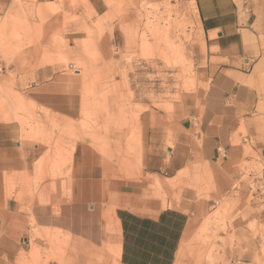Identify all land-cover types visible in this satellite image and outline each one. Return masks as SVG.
Listing matches in <instances>:
<instances>
[{"label": "rangeland", "instance_id": "374dc122", "mask_svg": "<svg viewBox=\"0 0 264 264\" xmlns=\"http://www.w3.org/2000/svg\"><path fill=\"white\" fill-rule=\"evenodd\" d=\"M49 5L50 14L40 13ZM73 33L83 40L69 46ZM200 53L207 55L193 0L0 1V66L5 67L0 73V122H18L23 142L43 144L46 149L38 174L21 181L27 190L19 198L29 196L39 204L49 203L50 197L60 205L67 201L77 146L104 158L114 170L125 171L126 179L141 181L137 190L154 187L158 176L146 174L142 164L147 146L143 120L151 115L157 126L165 121L169 127L160 128L167 130V146L173 147L175 134L170 125L178 118L183 96L204 87L198 81ZM46 67L49 78L59 76L62 87H76L80 121L49 117L30 100V87ZM194 176L188 186L180 180L170 185L173 203H181L185 187L195 189L198 198L219 202L190 235L195 247L197 235L202 232L204 237L208 249L201 264H264V197L257 193V186L253 184L256 188L250 192L233 184L229 192H217L212 174ZM205 188L208 193L201 196L198 192ZM119 198L115 206L98 207L103 210L97 216L102 215L106 225L107 242L80 256L82 264H116L110 250L116 244L110 239L106 218L111 209H117ZM30 227L15 264L22 255L23 264L74 263L70 253L75 242L68 233L56 230V236L49 237L33 222ZM244 236L248 242L240 248L238 237ZM185 263L195 264L192 260Z\"/></svg>", "mask_w": 264, "mask_h": 264}, {"label": "crops", "instance_id": "0c3cea01", "mask_svg": "<svg viewBox=\"0 0 264 264\" xmlns=\"http://www.w3.org/2000/svg\"><path fill=\"white\" fill-rule=\"evenodd\" d=\"M193 4L206 43L207 55L197 57L198 81L204 87L183 96L178 118L170 125L173 147L167 146V130L160 128L169 127L165 121L157 126L151 115L143 120L147 146L142 164L146 174L159 177L154 187L137 190L141 181L126 179L125 171L114 170L104 158L77 146L67 201L60 205L50 197L49 203L39 204L29 196L19 198L27 190L21 181L37 173L46 149L43 144L23 142L18 122H0V264H15L32 222L39 232H49V237H55L56 230L68 233L75 242L72 264H82L80 256L107 242L105 223L97 212L103 211L98 208L102 205L115 206L116 197H120L118 207L106 218L110 239L116 244L111 246L120 249L116 264H186L190 260L201 264L208 249L204 237L202 232L197 235L195 247L190 235L219 202L198 198L195 189L185 187L181 203H173L172 181L188 186L191 176L207 173L212 174L217 192H229L233 184L250 192L254 183L264 185V0H193ZM50 6L40 13L50 14ZM77 40L83 38L71 34L69 46ZM48 73V67L37 73V84L28 92L30 100L49 117L80 121L76 87L64 88L59 76L49 78ZM114 174L116 179L110 177ZM157 181L169 183L166 195L155 193ZM204 192L208 193L206 188L198 193ZM238 238L240 248L248 242L246 236ZM23 263L22 255L19 264Z\"/></svg>", "mask_w": 264, "mask_h": 264}, {"label": "bare ground", "instance_id": "6f19581e", "mask_svg": "<svg viewBox=\"0 0 264 264\" xmlns=\"http://www.w3.org/2000/svg\"><path fill=\"white\" fill-rule=\"evenodd\" d=\"M166 184H169V183H166ZM166 184H163L161 181H158L157 182V189L155 190V193H157L158 195L157 196H160L161 195V193L160 192H162V191H165L166 190ZM257 186V185H256ZM259 187V186H258ZM253 188H256V187H253ZM153 190H154V188H153ZM162 190V191H161ZM257 190V189H256ZM257 193H258V190H257ZM166 195V194H165ZM166 197V196H165ZM113 249H115V250H113ZM110 250L112 251V253L114 254V256L116 257V256H119V248H110ZM109 251V250H108ZM118 264V263H117Z\"/></svg>", "mask_w": 264, "mask_h": 264}, {"label": "built area", "instance_id": "2783aa9c", "mask_svg": "<svg viewBox=\"0 0 264 264\" xmlns=\"http://www.w3.org/2000/svg\"><path fill=\"white\" fill-rule=\"evenodd\" d=\"M4 69H5L4 66H0V73H2ZM259 178H260V180L263 179V177H259ZM254 185H256V184L254 183ZM258 186H259V187H258ZM257 188L259 189L258 191H260L262 197H264V185H260V184H259V185H257Z\"/></svg>", "mask_w": 264, "mask_h": 264}]
</instances>
